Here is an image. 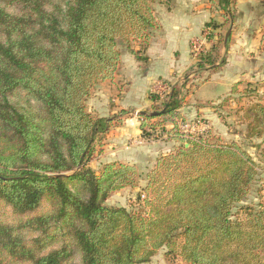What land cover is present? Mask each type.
Listing matches in <instances>:
<instances>
[{"label":"trees","instance_id":"16d2710c","mask_svg":"<svg viewBox=\"0 0 264 264\" xmlns=\"http://www.w3.org/2000/svg\"><path fill=\"white\" fill-rule=\"evenodd\" d=\"M153 2L0 0V207L11 217H0V264H73L75 255L79 264H145L163 247L187 264H264V205L243 219L231 214L256 179L255 163L236 142L183 137L181 85L161 101L150 93V113L139 114L142 136L162 128L180 142L145 176L146 190L161 189L151 201L143 197L146 217L105 204L136 185L134 164L108 162L99 173L88 165L110 121L89 112L86 101L98 82L113 78L119 41L134 42L132 52L146 61L139 53L159 26ZM234 4L216 0L224 22ZM222 42L197 67L220 68ZM259 88L264 80L243 92L258 98ZM243 118L245 137L264 139L259 98Z\"/></svg>","mask_w":264,"mask_h":264},{"label":"crops","instance_id":"0c3cea01","mask_svg":"<svg viewBox=\"0 0 264 264\" xmlns=\"http://www.w3.org/2000/svg\"><path fill=\"white\" fill-rule=\"evenodd\" d=\"M232 10L233 17L224 22L222 11L210 8L206 0H170L156 5L154 14L159 26L152 29L147 50L139 53L146 61L138 60L132 51L121 52L113 78L100 82L89 97L91 108L88 111L110 121L103 141L106 144L102 146L104 153L96 159L99 165L122 162L136 166L142 159L150 166L154 162L150 160L153 154L156 158L160 150L164 155L171 150V140H167L166 145L148 146L149 141L142 137L139 127V114L151 111L149 94H156L157 88L163 85L178 84L182 90L189 88L179 109L182 119L204 118L215 129L219 114L224 111L221 101L232 102L234 91L242 98L251 99L249 104L258 98L264 104L262 88L258 90V98L245 96L243 92L246 83L260 84L264 80V48L261 45L264 0H235ZM208 22L217 26L211 28L214 44L223 41L219 53L225 63L215 71L207 65L197 67L190 55L191 39L199 36ZM200 73L205 76L200 78ZM159 100L162 99L159 97ZM120 110L127 113L119 116ZM164 127L169 129L171 125L165 122ZM129 138L134 140L126 145ZM134 144L138 147L132 148Z\"/></svg>","mask_w":264,"mask_h":264},{"label":"rangeland","instance_id":"374dc122","mask_svg":"<svg viewBox=\"0 0 264 264\" xmlns=\"http://www.w3.org/2000/svg\"><path fill=\"white\" fill-rule=\"evenodd\" d=\"M170 0H154L152 3L153 10L155 12V7L157 4H161L162 2H166ZM208 4H210V8H213L218 11L216 6V0H206ZM212 28V27H207ZM152 33V30H151ZM137 45L132 42L131 48L126 46V42L119 41L118 42V49L121 52H129L132 51L134 47ZM200 78L205 76L204 74H199ZM190 80V79H189ZM201 79H199L200 81ZM198 81V82H199ZM100 84L98 82L94 88H96ZM93 88V89H94ZM237 89V88H235ZM189 88L182 90V93L185 95L188 93ZM92 94V92H91ZM234 96H232L233 100L232 102L228 100H223L221 103H223L224 111L222 114H219V122H218V128L215 129L214 126L211 125V122L204 119L199 118L201 120H204L206 124L208 125V128H205L204 130L201 129L200 124L196 125V127H199L196 129L197 135H202L203 137H206L209 142H222V143H230V142H236L242 149H244L252 158V160L255 163L256 168V179L251 184L247 195L239 202L235 203L234 206L231 209V214L233 219H243L245 217V212L248 208L252 209H258L260 206L264 205V139L261 138H252L248 139L245 137L246 133V121L243 118V108L249 104L252 100L249 98H242L238 94H236V91H234ZM263 96V102H264V94ZM89 98L86 101V107L87 109L91 108V104L88 101ZM198 118V117H197ZM181 120H188V119H181ZM160 121V120H155ZM165 125V122H161ZM166 127V126H165ZM164 127V128H165ZM148 129V128H147ZM167 129V128H165ZM149 130V129H148ZM151 131V130H149ZM151 136L144 137L146 140H148V146L153 144V148L157 145H162L167 143L166 141H170L171 149H175L176 146L180 144L179 141L175 139H171L170 135L167 132L162 131V128H157L153 132L150 133ZM106 137V134H103L100 139H97L94 144V156L92 160L88 163L91 164L92 169L99 173L101 171L102 165H99L98 162H96V159L99 158L101 154L104 153V149H102V146L106 144L104 141ZM134 138H129L126 141V145L131 144L133 142ZM166 145V144H165ZM132 148H135L138 145L134 144L131 145ZM135 146V147H133ZM145 146L144 144L142 145ZM131 148V147H129ZM97 153V154H96ZM168 153V152H167ZM161 150L156 154V157L161 155ZM154 157V158H152ZM154 159V162L150 166L148 165V162L146 163L142 159H139V163L136 165L137 170V182L134 187H126L124 189H121L119 191H116L112 193L108 199L105 201V204L112 207H125L128 211L134 212V213H141V215L145 216L150 212V205L146 204L143 197L149 199L150 201L156 197V193H159L161 191L158 190H146L145 187L147 185V180L145 178L146 174L153 169L155 165V156H151L152 160ZM141 195V196H139ZM162 197L164 196V192L161 193ZM162 199V198H161ZM9 209L6 207H0V217H7L10 219ZM151 214V213H150ZM181 242V237L177 238V243ZM166 249L163 247L159 249L151 258V260L148 263L145 264H187L178 256H165ZM73 264H79V258L77 255L74 257Z\"/></svg>","mask_w":264,"mask_h":264},{"label":"built area","instance_id":"2783aa9c","mask_svg":"<svg viewBox=\"0 0 264 264\" xmlns=\"http://www.w3.org/2000/svg\"><path fill=\"white\" fill-rule=\"evenodd\" d=\"M214 32L210 28H205L203 32L199 35L191 39L190 41V55L191 58L198 62L202 56L206 54V52L210 49L212 45H214ZM170 91V87L161 86L157 88L156 94L159 95L161 99L165 97V95ZM200 119L197 117L188 119V120H180L178 122V127L183 137L186 139L195 138V137H203L202 135H197L196 129L200 128L205 129L208 128L206 122L204 120L199 121ZM200 124L199 127L196 125Z\"/></svg>","mask_w":264,"mask_h":264},{"label":"water","instance_id":"95a60500","mask_svg":"<svg viewBox=\"0 0 264 264\" xmlns=\"http://www.w3.org/2000/svg\"><path fill=\"white\" fill-rule=\"evenodd\" d=\"M228 34H229V31L226 33L225 41H224V42H226V38H227ZM153 114H154V113H153Z\"/></svg>","mask_w":264,"mask_h":264}]
</instances>
